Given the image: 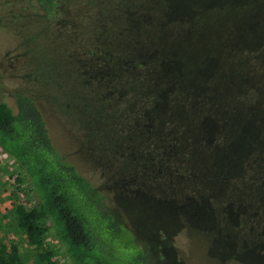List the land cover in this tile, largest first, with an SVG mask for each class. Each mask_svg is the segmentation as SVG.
<instances>
[{"label":"trees","instance_id":"1","mask_svg":"<svg viewBox=\"0 0 264 264\" xmlns=\"http://www.w3.org/2000/svg\"><path fill=\"white\" fill-rule=\"evenodd\" d=\"M36 1L47 16H53L58 6L60 15L63 13L62 0ZM166 1L160 0L152 11L163 8ZM232 1L242 10L249 4L255 7L237 18L240 54L235 61L205 73L210 67L207 62L204 73L201 71L202 86L193 88L190 104L183 99L172 104L171 100L183 87V54L192 52L196 59V45L209 30L207 24L199 27L196 4L170 2L173 16L165 15L169 26L152 25L147 12H137L140 22L129 23L132 30L145 32V38L132 45L138 53L132 62L134 79L125 87L128 98L148 117L139 165H161L165 170L157 171V178L147 171L137 172V188L156 194L155 207L139 218L141 224H126L100 188L53 143L41 110L30 96L16 91L14 110L0 101V147L23 170L29 182L26 192L33 194L32 199L13 203L11 208L15 227L32 250L33 264H59L45 242L51 227L72 264H184L177 250L180 234L186 236L184 240L198 236L200 242L209 234V244L215 243L207 215L216 199L229 196L234 188L232 203L238 212L233 216L239 219L240 211L249 214L264 184V0ZM131 16L127 14L125 19L130 22ZM250 34L258 38L257 46ZM119 107L120 113L136 109L132 103ZM162 149L166 151L163 157ZM196 187L202 191L200 203L188 193ZM142 230L147 234L141 236ZM23 263L18 243L1 239L0 264Z\"/></svg>","mask_w":264,"mask_h":264},{"label":"rangeland","instance_id":"2","mask_svg":"<svg viewBox=\"0 0 264 264\" xmlns=\"http://www.w3.org/2000/svg\"><path fill=\"white\" fill-rule=\"evenodd\" d=\"M62 2L63 13L58 22L44 18L41 10L30 6L27 0L14 4L12 9L8 7V25L6 20L0 21V101L14 110L13 94L16 91L30 96L41 110L53 143L100 188L125 223L133 226L154 209L156 201L153 190L137 188L140 184L137 172L147 171L157 178V171L162 172L164 168L161 165L159 168H141L139 165L147 140L148 117L134 99L128 98L127 88L128 82L134 79L132 62L138 54L137 50L133 52L132 45L141 42L145 32H139L137 28L132 30L129 23L140 22L137 12H147L151 14L152 25L169 26L165 15L173 16L170 2L180 0H167L163 8L158 6L153 11L160 0ZM186 2L188 6L196 4L199 27L207 24L209 30L196 45V59L192 58V52L187 54L188 57L183 54V87L174 94L172 104L182 99L190 104L193 88L202 86L200 80L207 62L210 67L205 73L236 60L241 50L236 47L237 18L243 17L242 12L247 9L253 11L255 8L249 4L242 10L240 6H234L232 0ZM17 6L25 7L21 11ZM127 14L132 15L130 22L125 19ZM185 15L184 10L182 17ZM175 23L174 28L178 26L177 21ZM199 27L194 30L198 31ZM254 35L248 37H253L257 46L259 40ZM122 75L123 78L118 79ZM152 80L154 83L155 79ZM118 84L120 86L115 88ZM124 103H132L136 107L134 112L120 113L118 108ZM165 149L160 151L161 157L165 156ZM152 156L155 162L156 157ZM162 173L161 177H165ZM28 185L23 170L0 147V240L18 243L23 264H33L32 250L15 227L11 208L13 203L33 198L31 192H26ZM261 186L259 199L251 205L249 214L240 211L239 219L233 216L238 212L232 199L236 189L233 188L229 196L216 199L212 212L205 213L212 226L213 245L209 244V234L201 239L202 243L198 236L186 240L184 234L177 237V250L184 264H264V184ZM190 189L188 193L200 203L201 188ZM184 196L179 198L182 203ZM140 233L141 236L147 234L145 230ZM45 242L59 264H72L64 243L52 227ZM196 250L200 251L195 255Z\"/></svg>","mask_w":264,"mask_h":264},{"label":"flooded vegetation","instance_id":"3","mask_svg":"<svg viewBox=\"0 0 264 264\" xmlns=\"http://www.w3.org/2000/svg\"><path fill=\"white\" fill-rule=\"evenodd\" d=\"M27 1L30 4V6H34V7L38 8L39 10H41V15H43L44 18L58 22L59 17H60V13H59L60 7L59 6L56 10V13L53 16H47L44 13V11L42 10V8L39 6V4L37 3L36 0H27ZM9 2L10 3H8V0H0V21L6 20V25H8V7H9V9H12L13 7H15L14 4H20L18 2H21V0H14V2H12V0H9ZM24 7L25 6H21V7L17 6L18 10H21V11L24 10ZM19 13H20V11H19ZM22 15H24V14H22Z\"/></svg>","mask_w":264,"mask_h":264}]
</instances>
